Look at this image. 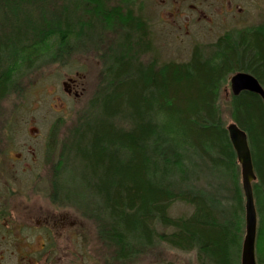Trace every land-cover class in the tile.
<instances>
[{
    "label": "rangeland",
    "instance_id": "374dc122",
    "mask_svg": "<svg viewBox=\"0 0 264 264\" xmlns=\"http://www.w3.org/2000/svg\"><path fill=\"white\" fill-rule=\"evenodd\" d=\"M113 9L121 10V20L104 16ZM129 16L147 32L145 40L142 31L127 24ZM65 17L74 21L71 55L63 62L42 60L29 70L23 67L14 89L0 99V204L11 190H18L12 208L24 228V264L31 257V264H49L50 243L42 238L48 224L55 227L54 264L56 259L57 264H201L198 248L184 251L164 241L150 247L124 246L112 238L103 201L88 185L78 137L87 124L101 118L96 101L111 86L106 68L115 59L132 58L146 65L154 60L188 61L197 47L209 54L222 35L263 26L264 0H108L101 10L84 0H0V35L13 41L18 24L38 35L53 32L64 28ZM70 78L76 83L67 93L64 82ZM231 97L229 81L218 103L226 127L234 122ZM198 170L195 188L213 195L224 212L231 209L234 187L229 177L208 164ZM237 171L242 186L240 164ZM192 211L176 202L169 215L186 217ZM2 212L0 208V224ZM235 216L232 212V220ZM237 222L241 242L231 264H241L245 209ZM86 246L81 255L77 250ZM207 264L220 263L208 259Z\"/></svg>",
    "mask_w": 264,
    "mask_h": 264
},
{
    "label": "trees",
    "instance_id": "16d2710c",
    "mask_svg": "<svg viewBox=\"0 0 264 264\" xmlns=\"http://www.w3.org/2000/svg\"><path fill=\"white\" fill-rule=\"evenodd\" d=\"M84 1L94 10L108 2ZM121 15L120 9L104 13L120 20ZM65 19L64 28L40 35L18 24L12 43L0 35V99L14 89L19 73L42 60L63 62L71 55L74 21ZM125 21L146 37L137 19L129 16ZM238 72L251 73L264 87V25L224 34L209 54L197 47L188 61L154 60L144 65L117 58L108 65L111 86L96 101L101 118L85 126L77 147L88 185L101 197L111 235L120 245L150 247L164 241L184 251L198 248L201 264L208 259L231 264L232 252L241 242L237 215L245 206L237 155L218 103L220 91ZM230 105L252 150L264 244V100L244 91L232 94ZM118 120L129 126L118 125ZM203 164L222 170L231 180L233 204L227 212L213 195L195 188ZM176 202L193 207L192 213L170 216ZM158 226L167 231L160 232Z\"/></svg>",
    "mask_w": 264,
    "mask_h": 264
},
{
    "label": "water",
    "instance_id": "95a60500",
    "mask_svg": "<svg viewBox=\"0 0 264 264\" xmlns=\"http://www.w3.org/2000/svg\"><path fill=\"white\" fill-rule=\"evenodd\" d=\"M70 78L64 82L68 86ZM230 85L233 95H239L244 91L259 94L264 100V87L251 73L238 72L230 77ZM67 93H71L66 90ZM228 134L241 166L242 189L245 197V237L242 247L241 264H257L256 241L258 228V213L254 196V182L257 180L251 146L246 131L241 129L236 122L227 126Z\"/></svg>",
    "mask_w": 264,
    "mask_h": 264
},
{
    "label": "flooded vegetation",
    "instance_id": "af4514ba",
    "mask_svg": "<svg viewBox=\"0 0 264 264\" xmlns=\"http://www.w3.org/2000/svg\"><path fill=\"white\" fill-rule=\"evenodd\" d=\"M184 1V0H177ZM219 1V0H218ZM230 1V0H222ZM76 83L75 80L68 83V91L72 93V87ZM18 190H11L9 195L13 197L11 199L10 196L6 197L4 203L0 204L1 210H3L2 214H4V218L2 223L0 224V264H24L26 257L23 255L24 248V236H23V225L21 216L19 213L12 208V201L16 195H18ZM258 213V228H257V241H256V261L257 264H264V244L262 239H260L261 233V212L257 209ZM264 222V221H263ZM37 229V227H35ZM263 230V229H262ZM42 238L50 245H48L47 250H51L49 252V264H54V252L56 251L57 246L54 245L56 243L55 239V227L54 225H47V232L45 235H42ZM113 238V237H112ZM74 239H81L82 242L87 240V236L78 237L76 236ZM244 241V240H243ZM52 243V244H51ZM243 247V243H242ZM43 250V249H41ZM81 255L85 254L87 251V246L85 249L77 250ZM36 251H30L29 255L35 254ZM242 255V254H241ZM30 262H34V258H29ZM27 264H31V263ZM58 260L56 259L55 264H57Z\"/></svg>",
    "mask_w": 264,
    "mask_h": 264
}]
</instances>
